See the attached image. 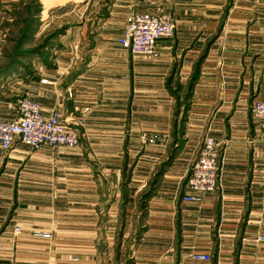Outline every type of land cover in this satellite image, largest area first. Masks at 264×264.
I'll list each match as a JSON object with an SVG mask.
<instances>
[{
	"label": "crops",
	"instance_id": "crops-1",
	"mask_svg": "<svg viewBox=\"0 0 264 264\" xmlns=\"http://www.w3.org/2000/svg\"><path fill=\"white\" fill-rule=\"evenodd\" d=\"M40 1L36 37H55L31 63L0 61V118L15 120L28 96L46 115L58 109L79 145L5 152L21 202L0 264H264V131L252 113L264 98V0ZM29 4L0 0V60ZM133 10L175 18L155 56L119 43ZM205 136L220 146L218 186L186 201ZM104 214L120 223L127 257L100 254Z\"/></svg>",
	"mask_w": 264,
	"mask_h": 264
},
{
	"label": "built area",
	"instance_id": "built-area-1",
	"mask_svg": "<svg viewBox=\"0 0 264 264\" xmlns=\"http://www.w3.org/2000/svg\"><path fill=\"white\" fill-rule=\"evenodd\" d=\"M175 27L176 22L172 14L133 10L127 15L119 43L133 56H155L159 40L172 37ZM252 113L264 131V98L254 101ZM163 138L164 136L153 135L148 138V142L154 144ZM16 142H21L33 150H39L43 146L53 149L76 148L79 145V136L75 131L67 129L58 109L46 115L38 102L28 96H22L18 100V117L15 120L0 118V148L7 152ZM219 147L215 138L205 136L203 139L187 177L186 185L190 193L184 196L186 201H199L197 194L216 190ZM15 231L20 232V226H16ZM41 234L43 237L50 236L48 233ZM258 241L264 243V234L258 235ZM192 258L210 262L212 256L195 252Z\"/></svg>",
	"mask_w": 264,
	"mask_h": 264
},
{
	"label": "rangeland",
	"instance_id": "rangeland-1",
	"mask_svg": "<svg viewBox=\"0 0 264 264\" xmlns=\"http://www.w3.org/2000/svg\"><path fill=\"white\" fill-rule=\"evenodd\" d=\"M29 1L30 4L28 6L19 7L16 10L18 20L15 22V25L11 31V36H10L11 42L8 45L9 51L7 53L8 55L11 52L10 53L11 55L10 54L8 56L4 55L5 60L1 59L0 60L1 62L2 61L9 62L12 63L13 65L21 64L23 61L29 62L31 60L30 58L35 57L38 54V52L42 50V48L46 47L47 45L50 46L52 39L55 37L54 31L56 30H52L48 32L46 34V37H43V35L36 37L38 28H40V26L43 23L41 21V18L43 16H46V13L42 14L43 8L40 0H29ZM46 1L48 4L49 1L48 0ZM39 5H41V7H39ZM33 14L35 15L36 18L33 23L34 30L31 33H28L26 37H23L22 31L26 27V20L29 19ZM18 51L19 53H17ZM22 51L23 53H21ZM31 62L32 61H30V63ZM196 80H197V76L195 75V81H193V77H192L191 85H189L188 88H186L185 92L182 94L183 97L182 103H184L185 101L187 102L192 98ZM186 102L184 103V105H186L185 109L188 107ZM6 161L7 158L5 157V152L0 149V238L3 237L8 225L13 223L11 222L12 219L11 216L13 215V213H15L17 209H19L20 207L19 205L21 202L19 195L20 186L17 178L14 177V180L17 181L6 180V175H5ZM107 190L109 189L106 188L104 190V193ZM102 201L105 200L101 199V202ZM99 219H101L103 225L102 226L103 230L97 232L99 239L97 247L100 251V254L102 253L108 256L111 253L112 256L114 257L119 247L120 255L123 257H127L129 254V249L127 244H125L124 246L121 245L125 238L121 234L122 232L120 231L121 230L120 223L115 222L114 217L108 214L100 215ZM131 234L132 233H130L129 237H127L128 241H130L132 238Z\"/></svg>",
	"mask_w": 264,
	"mask_h": 264
},
{
	"label": "trees",
	"instance_id": "trees-1",
	"mask_svg": "<svg viewBox=\"0 0 264 264\" xmlns=\"http://www.w3.org/2000/svg\"><path fill=\"white\" fill-rule=\"evenodd\" d=\"M39 7H41V5H39ZM35 19H36L35 15L33 14V15H31V17L29 19L26 20V27L22 31L23 37H26L28 33H31L34 30L33 29L34 28L33 23H34ZM19 44H20V42H19ZM17 50H18V48H17ZM19 51L17 53H19ZM21 53H23V51ZM195 75L197 76V73L194 74L193 81H195Z\"/></svg>",
	"mask_w": 264,
	"mask_h": 264
}]
</instances>
